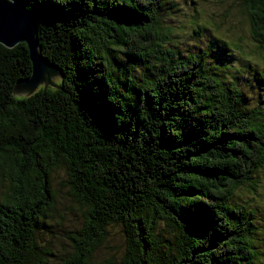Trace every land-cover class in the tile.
Segmentation results:
<instances>
[{
	"label": "trees",
	"instance_id": "1",
	"mask_svg": "<svg viewBox=\"0 0 264 264\" xmlns=\"http://www.w3.org/2000/svg\"><path fill=\"white\" fill-rule=\"evenodd\" d=\"M171 1L24 0L62 73L14 97L30 51L0 42V264H95L114 226L126 245L108 264H258L252 213L230 201L264 170V105L223 79L229 42L210 68L207 53L165 48ZM241 5L264 50V0ZM116 49L152 75L117 76ZM62 168L83 222L56 254Z\"/></svg>",
	"mask_w": 264,
	"mask_h": 264
},
{
	"label": "rangeland",
	"instance_id": "2",
	"mask_svg": "<svg viewBox=\"0 0 264 264\" xmlns=\"http://www.w3.org/2000/svg\"><path fill=\"white\" fill-rule=\"evenodd\" d=\"M171 8L163 6L161 12L163 25L173 28L166 47L176 56L200 51L207 53V67L217 62V50L229 42L233 49L227 48V67L222 71L223 79L236 82L242 89L251 106L264 105V50H260L250 35V26L242 8L241 0H172ZM170 42V43H168ZM230 45V46H231ZM111 59L113 69L122 79H143L152 75L149 62L133 65L121 49L114 51ZM214 69V68H213ZM61 73L53 77L48 87H56ZM42 84L41 86H43ZM254 187L242 186L234 193L230 203L245 206L252 213L250 226L254 228L258 264L264 263V170L256 175ZM67 175L62 168L55 173L54 185L58 190V205L55 212L58 225L49 236L54 252L69 251L67 230L83 222L79 204L74 202L66 184ZM3 186L0 188V192ZM56 223V221H55ZM124 233L119 226L111 228V243L102 247L96 254L95 264H108L111 254L120 259L125 250Z\"/></svg>",
	"mask_w": 264,
	"mask_h": 264
},
{
	"label": "water",
	"instance_id": "3",
	"mask_svg": "<svg viewBox=\"0 0 264 264\" xmlns=\"http://www.w3.org/2000/svg\"><path fill=\"white\" fill-rule=\"evenodd\" d=\"M38 23L35 13L24 0H0V42L13 47L21 42L28 45L32 61V74L17 81L14 97L35 93L44 84L45 89L61 69L40 50Z\"/></svg>",
	"mask_w": 264,
	"mask_h": 264
}]
</instances>
